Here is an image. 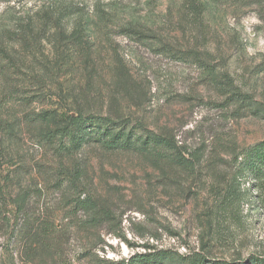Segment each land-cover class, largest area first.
Segmentation results:
<instances>
[{
    "label": "rangeland",
    "instance_id": "374dc122",
    "mask_svg": "<svg viewBox=\"0 0 264 264\" xmlns=\"http://www.w3.org/2000/svg\"><path fill=\"white\" fill-rule=\"evenodd\" d=\"M198 1L199 19L184 0H0V264L149 250L264 264V190L248 180L227 190L233 147L264 139V0ZM75 21L81 43L69 37ZM197 54L250 108L224 103ZM75 109L141 122L200 161L185 170L94 142L61 160L38 141L39 115ZM61 166L81 170L77 190ZM79 190L97 202V223L73 206ZM54 225L58 240L42 229Z\"/></svg>",
    "mask_w": 264,
    "mask_h": 264
},
{
    "label": "trees",
    "instance_id": "16d2710c",
    "mask_svg": "<svg viewBox=\"0 0 264 264\" xmlns=\"http://www.w3.org/2000/svg\"><path fill=\"white\" fill-rule=\"evenodd\" d=\"M189 7L194 19H199L204 11V7L198 0H184ZM73 11L63 12L62 17L71 15ZM83 24L75 21L69 37L81 43L84 39ZM16 36V31L7 30ZM172 55L177 52L168 50ZM202 55H196L195 60L205 74L215 83L221 93L225 95L224 103L227 105L238 104L246 109L251 106L249 93L240 91L232 83L229 76L219 75L214 66ZM222 77V79H221ZM220 78V79H219ZM248 98V99H247ZM250 99V100H249ZM246 101V102H245ZM245 103V104H244ZM41 124L38 141L53 148L55 155L61 160L69 158L74 152L78 151L84 144L90 142L99 143L107 149H132L134 151L150 154L155 159H166L174 166L191 170L198 163L200 156L198 152L188 151L179 146L173 136L149 130L141 122L131 124L130 120L121 117L113 118L109 115H96L86 113L80 109L59 112L56 110H44L39 115ZM189 155V157L186 156ZM62 162V161H61ZM64 166V164L62 163ZM229 165L232 168L231 183L228 192L231 194L241 191L239 186L241 181L248 180L252 186L264 190V139L240 149L235 146L230 152ZM61 166L60 173L64 172L65 181L73 189L81 178V170L65 171ZM84 190H79L74 197L73 206L85 210L91 214L88 222L91 224L99 221L100 208L97 202L91 197H81ZM23 200V196H19ZM19 200V201H20ZM50 227V226H48ZM46 234L59 239L60 230L54 228H42ZM53 229V230H52ZM62 231V230H61ZM53 232L55 235L53 236ZM41 234V232H39ZM257 257L250 256L246 261H228L206 256L203 252H192L185 255H172L167 250L144 251L135 254L128 259H106L98 258L95 264H261Z\"/></svg>",
    "mask_w": 264,
    "mask_h": 264
}]
</instances>
